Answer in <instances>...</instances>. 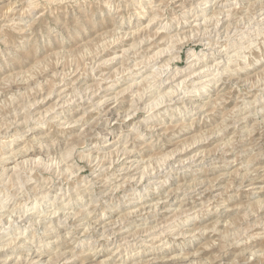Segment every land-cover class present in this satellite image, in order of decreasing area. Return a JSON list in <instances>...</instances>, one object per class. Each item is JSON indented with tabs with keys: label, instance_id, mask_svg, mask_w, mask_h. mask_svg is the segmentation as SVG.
<instances>
[{
	"label": "rangeland",
	"instance_id": "rangeland-1",
	"mask_svg": "<svg viewBox=\"0 0 264 264\" xmlns=\"http://www.w3.org/2000/svg\"><path fill=\"white\" fill-rule=\"evenodd\" d=\"M0 264H264V0H0Z\"/></svg>",
	"mask_w": 264,
	"mask_h": 264
},
{
	"label": "bare ground",
	"instance_id": "bare-ground-1",
	"mask_svg": "<svg viewBox=\"0 0 264 264\" xmlns=\"http://www.w3.org/2000/svg\"><path fill=\"white\" fill-rule=\"evenodd\" d=\"M222 19V18H221ZM146 41V40H145ZM148 42V41H147ZM173 44V43H172ZM167 51V50H166ZM125 52V51H124ZM163 50L162 51H160V52H158L157 53V55H156V57L154 58V60H157L159 57H161L162 56V54H163ZM167 52H169V51H167ZM137 53V52H136ZM166 53V52H165ZM213 59V58H212ZM229 62V61H228ZM209 70V69H208ZM162 73V72H161ZM178 74H181V72H178L177 73V75ZM146 76V75H145ZM157 76V75H156ZM131 89V88H130ZM145 96V95H144ZM147 96V95H146ZM259 100V99H258ZM21 110V109H20ZM30 111V110H29ZM244 120V119H243ZM127 154V153H126ZM55 203V202H54ZM53 207V206H52ZM5 211H7V210H5ZM9 211V210H8ZM18 218V217H17ZM21 225V224H20ZM109 227V226H108ZM47 230V229H46ZM106 230V229H105ZM111 234V233H110ZM249 253V252H248ZM250 254V253H249ZM36 259V258H35ZM33 261V263H34V259L32 260Z\"/></svg>",
	"mask_w": 264,
	"mask_h": 264
}]
</instances>
